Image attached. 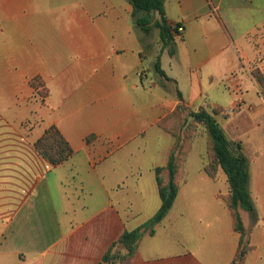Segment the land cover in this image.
<instances>
[{
	"label": "crops",
	"instance_id": "1",
	"mask_svg": "<svg viewBox=\"0 0 264 264\" xmlns=\"http://www.w3.org/2000/svg\"><path fill=\"white\" fill-rule=\"evenodd\" d=\"M165 10L170 23L184 28L174 34V55L136 25L128 0H0V264H104L124 231L141 225L134 224L142 175L135 152L179 104V93L187 106L224 108L225 118L241 99L251 107L247 115L234 114L226 134L249 160L257 214L253 220L241 211L253 246L244 264H264V142L256 150L236 135L264 123V93L253 75L255 68L264 74V0H165ZM224 14L234 30L243 14L251 24L233 33ZM158 58L168 78L155 70ZM141 71L151 83L138 76ZM37 76L49 91L45 98L31 87ZM241 81L248 87L238 96L233 89ZM52 125L74 149L58 166L35 147ZM172 145L173 137L163 149L167 159ZM120 152L127 153L116 177ZM220 175L213 180L221 181ZM189 181L187 161L183 186ZM226 188L214 195L212 218L185 210L178 229L172 215L180 188L156 234L146 235L154 238L163 229L179 249L168 257H143L144 236L137 253L117 264L138 255L135 264H232L241 234L219 197Z\"/></svg>",
	"mask_w": 264,
	"mask_h": 264
},
{
	"label": "trees",
	"instance_id": "2",
	"mask_svg": "<svg viewBox=\"0 0 264 264\" xmlns=\"http://www.w3.org/2000/svg\"><path fill=\"white\" fill-rule=\"evenodd\" d=\"M128 1L133 6L136 25L147 35L151 34L153 28L158 29L162 43L161 51L167 50L170 55H174L176 51L174 31H177L180 24L175 27L169 22L165 0ZM155 70L161 76L167 77L162 69L160 58L155 64ZM253 75L264 93V74L261 69L255 68ZM30 84L43 98L48 96L49 91L41 77L33 78ZM179 100L176 108L157 123L163 132L173 137L167 162L154 169L161 205L149 220L133 230L124 231L104 254L102 258L104 264H117L134 256L143 237L154 236L157 226L174 207L184 183V168L188 155L197 136L196 123L202 124L203 132L207 136L205 172L212 179H216L222 172L229 186L228 192L219 194V197L231 211L234 229L241 234L239 253L232 264H244L249 252L253 249L241 214L244 210L253 220L257 219L255 203L249 190V160L242 151L241 143L231 141L218 122V117L225 115V109L187 106L181 93H179ZM35 147L54 166L64 163L74 154L73 147L56 125H52L44 132L35 142Z\"/></svg>",
	"mask_w": 264,
	"mask_h": 264
},
{
	"label": "rangeland",
	"instance_id": "3",
	"mask_svg": "<svg viewBox=\"0 0 264 264\" xmlns=\"http://www.w3.org/2000/svg\"><path fill=\"white\" fill-rule=\"evenodd\" d=\"M224 17L226 19L225 21L228 27L233 31V33H237L238 31L244 32L246 29H248V26L251 24V19L243 14V16H241L240 18H235L234 21L238 25V29L234 30L235 24L232 21L233 19L231 18V15L224 14ZM235 37L237 36L235 35ZM150 40L152 42L157 40V42L159 43V47L160 45L162 46L158 29L153 28L150 34ZM149 58L151 57L149 56ZM164 58L165 59L163 63L165 68H167L168 58ZM151 76L157 82V74L155 70L151 71ZM247 87L248 84L246 83V81H241L239 82V85L236 90H233L234 92L238 93V96H241L243 94V91H245ZM148 88L151 89V86H148ZM243 114L247 115L246 112H244ZM232 115L233 116L227 118L218 117V122L223 127L225 132L227 131V133L230 129H232L230 128V126H227L228 124H231L235 118V115ZM195 127L197 136L188 155V176L190 179V183L184 186L182 184V196L176 204V208L174 211L175 213L172 215V220L175 223L174 225L178 229H183L182 218L180 216V213L182 211L185 212V210H190L194 212L198 209L200 211H195V213L200 214V217L212 218L213 215H211V212L208 210L215 206L214 195L218 191H226V187L228 186L225 181L226 177L222 172L220 173L221 181L216 182L209 176H207L206 173L203 171V160L206 157L207 136L203 132L202 124L196 123ZM236 135L237 137H240L241 142H244L248 145L252 144L256 148V150H258V144L264 142V123L262 124L260 129H254L252 131L239 133ZM157 137H160V140L156 141L155 139ZM171 140V135L164 133L159 128H153L149 133V138L143 143L144 145H146L145 149L142 152H135L136 163L139 164L142 174L138 184L139 195L135 196L134 199L135 209L137 211L136 218L134 219L135 225H140L145 221L149 220L152 216H154V214L157 212L161 205V199L158 192L154 167L167 162V155L165 154L163 149L169 144ZM125 153L127 152H120L118 156L114 158L115 163L118 166L116 173H114V176L116 177L121 174L120 169L122 168L123 162L122 156L125 155ZM255 153L257 157H262V152L256 151ZM129 185L131 186V184ZM111 189V198L117 201L116 196L118 193L117 191ZM76 206H78V202L76 203ZM83 218L84 217L79 218L77 221L79 222ZM178 249L179 247L176 243V240L167 238L164 234L163 229H161L158 236L154 238L146 236L143 239L140 249V255L142 254V256L145 257L147 256L146 254L149 253V255H156V258L168 257L169 255H173L174 252ZM140 255H138L136 259H132L129 263L124 264H135V262H137L135 261L137 260V258L138 260L141 259ZM173 262L174 261L172 260L166 259L164 262H156V264H170Z\"/></svg>",
	"mask_w": 264,
	"mask_h": 264
},
{
	"label": "built area",
	"instance_id": "4",
	"mask_svg": "<svg viewBox=\"0 0 264 264\" xmlns=\"http://www.w3.org/2000/svg\"><path fill=\"white\" fill-rule=\"evenodd\" d=\"M173 25L176 27L177 24H173ZM183 30H184L183 26L180 25L178 27L177 31H174V32H175L176 35H181ZM138 76L141 77V78H146L149 81V83H151V80L147 77L145 72H143V71L139 72ZM250 109H251V107L249 105H247L244 102V100L241 99V100L237 101L234 106H232L231 108H229L227 110V114L232 115V114H236L238 112L248 111Z\"/></svg>",
	"mask_w": 264,
	"mask_h": 264
}]
</instances>
